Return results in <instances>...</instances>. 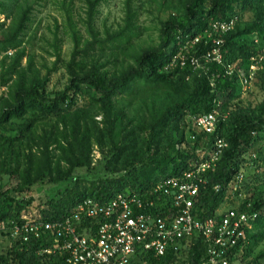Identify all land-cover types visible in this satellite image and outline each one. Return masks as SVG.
<instances>
[{"label":"trees","instance_id":"16d2710c","mask_svg":"<svg viewBox=\"0 0 264 264\" xmlns=\"http://www.w3.org/2000/svg\"><path fill=\"white\" fill-rule=\"evenodd\" d=\"M110 1L79 0V7L77 0H0L1 84L8 89L0 97V223L8 226L0 229V264H67L68 254L54 249L53 231L26 242L9 227L29 214L62 223L86 200L105 205L119 194L152 192L210 161L220 140L227 147L203 175L195 219L221 211L257 216L233 264H264V100L254 106L242 99V80L252 72L264 95V0H127L123 25L111 29L102 21L100 28V8ZM49 3L64 14L73 43L66 61L57 25L45 50L55 58L52 67L38 63L33 32ZM145 13L158 14V37L139 23ZM232 21L221 64L207 61L216 46L206 33ZM187 46V58L199 59L202 69L173 67ZM62 67L68 84L51 92ZM215 111L214 133L194 124ZM67 183L72 189H58L56 197H33L38 186ZM206 256V243L194 236L163 257L140 249L131 264H200Z\"/></svg>","mask_w":264,"mask_h":264},{"label":"built area","instance_id":"2783aa9c","mask_svg":"<svg viewBox=\"0 0 264 264\" xmlns=\"http://www.w3.org/2000/svg\"><path fill=\"white\" fill-rule=\"evenodd\" d=\"M234 26V21L217 22L212 32L206 33L216 46L207 55V61L221 64L222 37ZM214 35L218 38H213ZM203 39L197 37L192 46ZM188 46L175 57L173 67L184 68L191 64L195 70L202 69L199 59L187 58ZM254 78L252 72L249 78L242 80L243 87L252 85ZM194 124L208 134L214 133L218 111L194 118ZM216 147L210 161L194 164L189 172L161 182L152 192L119 194L105 205L86 200L66 221L57 224L44 223L40 215H24L21 226L13 225L9 229L26 242L31 236H48V232L53 231L54 249L68 254L67 264H131L140 249L163 257L169 251L179 252L182 243L194 236L202 237L207 245V256L200 264H233L239 257L237 250L247 245V233L257 216L225 211L214 219L200 221L194 214L201 187L206 186L203 175L217 163L227 144L220 140ZM242 180L240 177L239 181ZM93 225L99 226L96 235ZM7 227V224L2 225L0 229L7 231Z\"/></svg>","mask_w":264,"mask_h":264},{"label":"rangeland","instance_id":"374dc122","mask_svg":"<svg viewBox=\"0 0 264 264\" xmlns=\"http://www.w3.org/2000/svg\"><path fill=\"white\" fill-rule=\"evenodd\" d=\"M126 1L127 0H111L109 4H104L101 6L100 11L102 13L101 15V23L99 25L100 28H102V21H107L108 27L111 29H118L121 25H123L124 19L126 18ZM77 5L79 7H83L79 0H77ZM83 16H85L84 12L82 11ZM156 15H150L148 13L143 14L140 17L139 23L143 25L144 27L147 28H152L153 35L155 37H158L159 32L156 31L157 27H160V23L157 20ZM2 21L3 19L0 18ZM41 22V25L39 23ZM65 23V16L64 14L59 10V7L54 5L53 3H49V5L42 10V12L37 13V27L35 25L33 32L35 30H38V38L37 41L35 42V47H34V53L36 54L38 58V63H47L50 67L53 66V63L55 62V58H51L49 54L45 50H51L49 44L47 43V40L51 41L54 38V33L52 31H55L56 26L59 25L60 27V37L64 39V45L62 48V54L63 58L66 61H70V56L73 51V43L70 38V36L67 34H64V26ZM44 37L46 38L44 40ZM12 56V55H11ZM1 61L2 57L0 58V97L4 96L7 92V87L3 86L1 84V77H2V69H1ZM26 62V61H25ZM24 62V63H25ZM68 75L66 74V69L65 68H60V70L56 73L53 74L52 76V81L49 86V91L51 92H58L62 91L65 89V87L68 84ZM242 99L246 102H251L254 106L258 105L264 100V95L259 92L258 88L255 86H246L243 90L242 94ZM82 105V104H81ZM101 119V118H99ZM102 156L100 152L96 149L95 150V164H98L99 161H101ZM252 166V169H255V165H250ZM248 173V171H247ZM252 182V179H248V183ZM74 185L70 184H65L60 187H51L49 185H43V186H38L35 188L33 197L37 201V203L40 202L41 199L45 197H53L58 195V189L61 191H68L72 189ZM237 205L239 206L240 203L237 202ZM224 211H221L223 213ZM2 224L0 223V227ZM8 228V227H7ZM262 249L264 248V245L261 247Z\"/></svg>","mask_w":264,"mask_h":264}]
</instances>
